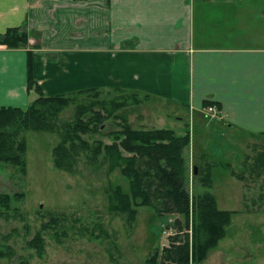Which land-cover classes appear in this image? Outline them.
Here are the masks:
<instances>
[{"label":"crops","instance_id":"obj_1","mask_svg":"<svg viewBox=\"0 0 264 264\" xmlns=\"http://www.w3.org/2000/svg\"><path fill=\"white\" fill-rule=\"evenodd\" d=\"M25 25L27 49L0 46V108L37 99L30 51L45 96L124 91L194 123L212 103L229 130L264 135V0H0V34Z\"/></svg>","mask_w":264,"mask_h":264},{"label":"rangeland","instance_id":"obj_2","mask_svg":"<svg viewBox=\"0 0 264 264\" xmlns=\"http://www.w3.org/2000/svg\"><path fill=\"white\" fill-rule=\"evenodd\" d=\"M99 99L110 107L111 101H126L115 113L135 129L153 130L150 115L155 113L164 119L156 128L174 129L180 136L183 130L191 132L185 155L191 196L211 193L219 209L236 212L227 237L202 264H264V166H255L264 153V139L229 130L221 118L205 114L204 123H194L184 109L176 115L175 106L161 108L163 104L143 95L105 91ZM75 109L69 106L60 120H73ZM122 124L121 119L107 118L102 133L84 138L111 144L108 134L120 131ZM59 140L57 134L29 132L26 172L0 164V196L12 200L8 213L0 210V243L14 251L0 264H149L157 251L161 253L157 263L162 264L163 249L170 247L172 238L184 240L188 233L192 243V220L189 228L180 231L178 221L185 223L181 215L160 216L150 207H140L136 220L128 225L110 213L106 189L121 186L128 192V180L118 170L108 174L106 167L97 169L84 159L74 174L57 169L53 149ZM166 224L173 229L172 236L163 234ZM38 233L43 237L41 251L32 243Z\"/></svg>","mask_w":264,"mask_h":264},{"label":"trees","instance_id":"obj_3","mask_svg":"<svg viewBox=\"0 0 264 264\" xmlns=\"http://www.w3.org/2000/svg\"><path fill=\"white\" fill-rule=\"evenodd\" d=\"M30 37L26 25L9 28L0 34V46L13 50L27 49ZM28 55V88L34 90L38 97L26 108H0V164L12 165L26 172L27 134H57L60 140L53 149L57 169L74 174L84 159L87 164L97 166V169L106 167L108 174L118 170L128 180V192L121 186L113 188L109 185L106 189L108 210L124 218L125 224L134 223L140 207H150L160 216H183L185 223H177L180 231L184 227L189 228L192 220V243L188 233L184 235V240L172 238L175 240H172L170 247L163 249L162 264H202L206 261L210 252L227 237L236 212L219 209L211 193L191 196L186 184L185 157L191 146L190 132L180 136L172 129H135L127 118L115 113L117 109L125 107L126 101H111L110 107L106 101L99 99L104 93L100 89L45 96L33 78L32 52L29 51ZM71 105L76 108L74 119L62 122L61 114ZM98 105L101 107L96 109ZM111 117L123 122L120 131L108 134L113 139L111 144L101 141L90 143L84 138L86 135L102 133L104 121ZM253 137L264 139V135ZM263 162L264 153L261 152L255 166H264ZM232 174L243 178L233 171ZM11 201V196L1 195L0 210L8 213ZM32 243L36 250H42L41 233L36 235ZM13 252V248L0 243V259L11 256ZM160 254L159 251L155 252L148 263L158 264Z\"/></svg>","mask_w":264,"mask_h":264},{"label":"built area","instance_id":"obj_4","mask_svg":"<svg viewBox=\"0 0 264 264\" xmlns=\"http://www.w3.org/2000/svg\"><path fill=\"white\" fill-rule=\"evenodd\" d=\"M203 113L212 119H219L221 117V111L214 104L206 106L203 110ZM163 234L165 236H172L174 234L173 229L169 227V224H166V227L163 228Z\"/></svg>","mask_w":264,"mask_h":264},{"label":"water","instance_id":"obj_5","mask_svg":"<svg viewBox=\"0 0 264 264\" xmlns=\"http://www.w3.org/2000/svg\"><path fill=\"white\" fill-rule=\"evenodd\" d=\"M196 173H197V168L195 169Z\"/></svg>","mask_w":264,"mask_h":264}]
</instances>
